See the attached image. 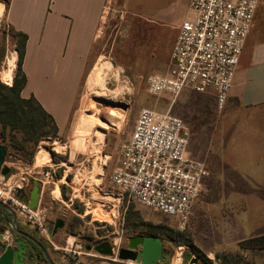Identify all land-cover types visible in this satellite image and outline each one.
Instances as JSON below:
<instances>
[{
  "label": "crops",
  "instance_id": "crops-1",
  "mask_svg": "<svg viewBox=\"0 0 264 264\" xmlns=\"http://www.w3.org/2000/svg\"><path fill=\"white\" fill-rule=\"evenodd\" d=\"M189 3L0 0V22L28 35L23 62L27 84L22 97L34 96L54 117L58 136L67 134L96 66L108 62L136 66L138 73L148 76L168 73L180 25L194 17ZM11 56L14 72L15 49ZM181 94L204 103L213 100L216 105L212 89L205 93L185 89ZM218 112V116L188 123L192 128L188 154L204 162L209 171L192 216L214 213L225 205L231 238L257 240L264 237V0H258L229 98ZM29 185L24 190L28 196L33 183ZM13 226L11 212L0 207L1 243ZM17 227L33 229L18 215Z\"/></svg>",
  "mask_w": 264,
  "mask_h": 264
},
{
  "label": "rangeland",
  "instance_id": "rangeland-1",
  "mask_svg": "<svg viewBox=\"0 0 264 264\" xmlns=\"http://www.w3.org/2000/svg\"><path fill=\"white\" fill-rule=\"evenodd\" d=\"M4 24L6 35L1 31ZM14 43L9 27L0 22L1 79L2 73L10 69ZM147 78V74L138 73L133 65L112 66L106 62L96 66L84 86L73 114L72 128L67 134L42 140L27 152V157L32 153L30 161L24 159L21 151L7 149V166L10 162H18L57 168L58 180L45 187L42 206L49 210L46 222L51 230L53 218L57 217L65 225L49 238L33 228L45 243L51 260L54 264H137L88 251L86 245L107 240L116 252L128 245L129 237L150 232L170 253V258L168 255L160 264H178L179 257V264H183L187 255L196 257L199 264H236L238 259L241 264H264V248H257L261 241L231 238L227 223L229 210L225 205L214 213L193 214L185 229L179 227L175 217L134 202L126 195L114 205L117 199L112 194L120 192L110 183V174L117 164L120 146L131 137L140 110L151 108L159 113L169 110L168 96L148 93ZM181 95L171 112L184 120L190 134V119L219 115L213 100L204 103ZM7 144L0 139V145ZM104 160L106 165L101 168ZM12 242L1 244L7 246ZM188 242H192L210 263L197 256Z\"/></svg>",
  "mask_w": 264,
  "mask_h": 264
},
{
  "label": "built area",
  "instance_id": "built-area-1",
  "mask_svg": "<svg viewBox=\"0 0 264 264\" xmlns=\"http://www.w3.org/2000/svg\"><path fill=\"white\" fill-rule=\"evenodd\" d=\"M257 4L258 0H190L194 17L180 25L168 73L147 78L148 93L168 96L169 110H140L131 137L120 146L117 164L110 174V183L120 192L112 194L117 199L114 205L126 195L175 217L181 229L188 226L209 171L204 162L188 154L189 128L171 112V107L185 89L199 93L212 89L216 107L223 110ZM8 167L14 171L0 173V202L49 238L48 208L41 201L30 208L21 196L34 180L42 189L55 184L57 168L18 162H10ZM57 220L53 218L50 224ZM6 239L13 240L12 231L7 232ZM119 250L113 248L115 254Z\"/></svg>",
  "mask_w": 264,
  "mask_h": 264
},
{
  "label": "trees",
  "instance_id": "trees-1",
  "mask_svg": "<svg viewBox=\"0 0 264 264\" xmlns=\"http://www.w3.org/2000/svg\"><path fill=\"white\" fill-rule=\"evenodd\" d=\"M7 25V24H6ZM8 26V25H7ZM9 27L10 36L14 40L15 50L18 53L16 68L12 81L13 66L5 74L0 77V139L8 142L4 145L6 149L11 147L23 153L26 161H30L32 153L27 152L35 148L42 140L54 139L58 137V126L54 117L47 112L41 103L34 97H22V91L27 84V76L23 69V62L26 51V43L28 35ZM2 35H6L5 24L1 28ZM7 84H3L1 81ZM9 152V151H8ZM146 235L154 236V233H146ZM254 241V240H253ZM262 243L257 245V248H264V237L255 240ZM203 261L209 262L200 250L195 248L192 242H188ZM236 264H241V259H238ZM244 264H254L246 262Z\"/></svg>",
  "mask_w": 264,
  "mask_h": 264
},
{
  "label": "water",
  "instance_id": "water-1",
  "mask_svg": "<svg viewBox=\"0 0 264 264\" xmlns=\"http://www.w3.org/2000/svg\"><path fill=\"white\" fill-rule=\"evenodd\" d=\"M6 156L7 149L3 145H0V173L3 175H8L10 173V168L5 165ZM32 183L33 187L30 195L28 196L22 192L24 194L21 196V201L27 204L30 208H36L40 202L41 188L39 181L34 180ZM0 207L11 212L14 223L12 232L15 234L12 244L7 246L1 244L2 236L0 235V264H42V260L39 256L28 249L24 239H15L16 235L29 238L36 243L42 249L49 264H54L43 245L17 227L16 212L2 202H0ZM64 225L65 224L62 220H57L50 232L51 235L54 236L59 229L64 227ZM14 243L16 246L13 245ZM91 249V246H86V250L90 251ZM93 249L99 255L109 257L116 256L117 259L121 261H133L137 264H160L165 253L163 242L159 238L149 235L129 237L128 247L120 249L117 254L113 251V247L109 241H103ZM183 263L199 264L198 259L196 257H192L191 255L185 256Z\"/></svg>",
  "mask_w": 264,
  "mask_h": 264
},
{
  "label": "flooded vegetation",
  "instance_id": "flooded-vegetation-1",
  "mask_svg": "<svg viewBox=\"0 0 264 264\" xmlns=\"http://www.w3.org/2000/svg\"><path fill=\"white\" fill-rule=\"evenodd\" d=\"M23 231L26 232L27 234H29L31 237L35 238L47 250L45 243L40 239V237L38 235L39 233L36 230L32 229V230H23ZM15 239H24L26 244H27V246H28V249L33 251L36 255L39 256V258L42 260V264H49L48 260L46 259L45 254L42 251V249L36 243H34L32 240H30L29 238L23 237V236H19V235H16ZM103 241H107V240L98 241V242L92 243L91 245H86V246H91L92 247L91 250L94 251L93 248L98 246ZM13 245L16 246L15 243ZM127 247H128V245L124 246V247H120L119 249L127 248ZM168 255H169V258H170V253L168 254V252L165 249V253H164L163 259L168 257Z\"/></svg>",
  "mask_w": 264,
  "mask_h": 264
},
{
  "label": "bare ground",
  "instance_id": "bare-ground-1",
  "mask_svg": "<svg viewBox=\"0 0 264 264\" xmlns=\"http://www.w3.org/2000/svg\"><path fill=\"white\" fill-rule=\"evenodd\" d=\"M1 12H2V10H1V8H0V15H1ZM9 57V56H8ZM13 61H14V58H10L9 59V67L12 65V63H13ZM106 73V72H105ZM117 82V81H116ZM103 85V84H102ZM97 113V112H96ZM91 116V115H90ZM42 154V153H41ZM40 160H41V158H39ZM56 188H57V186H55ZM177 261H178V264L180 263V258H177Z\"/></svg>",
  "mask_w": 264,
  "mask_h": 264
}]
</instances>
